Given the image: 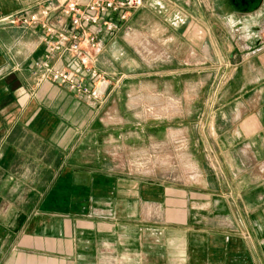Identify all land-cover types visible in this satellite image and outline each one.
I'll use <instances>...</instances> for the list:
<instances>
[{
  "label": "crops",
  "instance_id": "obj_1",
  "mask_svg": "<svg viewBox=\"0 0 264 264\" xmlns=\"http://www.w3.org/2000/svg\"><path fill=\"white\" fill-rule=\"evenodd\" d=\"M47 1L0 0V17ZM101 17L95 98L36 68L79 71L47 55L54 37L0 24V264H264V0ZM147 144L151 165L132 163Z\"/></svg>",
  "mask_w": 264,
  "mask_h": 264
},
{
  "label": "built area",
  "instance_id": "obj_2",
  "mask_svg": "<svg viewBox=\"0 0 264 264\" xmlns=\"http://www.w3.org/2000/svg\"><path fill=\"white\" fill-rule=\"evenodd\" d=\"M143 6V0H49L37 8H26L0 17V24L19 28L41 30L54 37L47 43V55L69 53L76 69L54 68L46 60L36 63V68L44 70L45 77L53 83L65 84L70 91L96 97L91 88L82 83L81 76L93 82L102 81L96 64L102 44L97 38L95 27L103 25L112 31L111 21L103 20L105 14H116L118 20H125L129 11ZM69 19V28L64 19ZM264 43V35L262 37Z\"/></svg>",
  "mask_w": 264,
  "mask_h": 264
},
{
  "label": "rangeland",
  "instance_id": "obj_3",
  "mask_svg": "<svg viewBox=\"0 0 264 264\" xmlns=\"http://www.w3.org/2000/svg\"><path fill=\"white\" fill-rule=\"evenodd\" d=\"M144 4H145V0H143V6H144ZM143 6H141L140 8H142ZM140 8H138V9H140ZM138 9H136V10H138ZM136 10H132L131 9L129 11V13L134 12ZM149 44H150V47L151 48L156 47L157 49H162V50L163 49L166 50V48H167V46H166L167 42L164 43V41H157V40L156 41H153V40H150L149 41ZM158 44L160 45V47H159ZM163 55L166 56V54H163ZM209 66L210 67L212 66L211 63L209 64ZM209 75L212 77L214 74L212 72ZM114 77H115L116 81H119L121 79V76H114ZM168 77H169L168 76V73H162L161 74V77H160L161 82H165L166 84H168ZM162 91H164V92L167 93V91H168L167 90V85L166 86L164 85ZM215 92H216V85L214 84L212 86V88L210 89L208 96L209 97L214 96L215 95ZM146 112L149 113V112H151V110H149V109L146 108ZM166 123H168V122H166ZM184 127H185V122L184 121H182V122L181 121H178L177 122L176 128L178 129V136H177L175 142H173V145H175L176 148H177V150H176V160H177V162L179 164H180V162H183V160H184V158H183V152H184L185 143H186L185 142V134L182 131L184 129ZM179 131H181V132H179ZM163 140L164 139L162 138V141ZM165 144H166V146H165L166 149H164V151H162L161 154H160L161 155V159H164V160L165 159H169V156H170L169 152L167 151L168 150L167 147H168L169 141H166ZM171 144H172V142H171ZM153 155H154V153H153V147L150 144V145L147 146L146 152L143 155L142 159H140V160L130 159V160H132V163H135V164L139 163L143 167H147V166H150L151 165V162L153 160ZM177 170H178V172H181V169L179 168V166H178V169Z\"/></svg>",
  "mask_w": 264,
  "mask_h": 264
}]
</instances>
